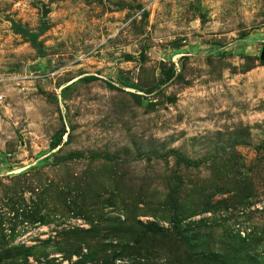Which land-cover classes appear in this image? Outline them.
<instances>
[{"label":"rangeland","instance_id":"rangeland-1","mask_svg":"<svg viewBox=\"0 0 264 264\" xmlns=\"http://www.w3.org/2000/svg\"><path fill=\"white\" fill-rule=\"evenodd\" d=\"M0 97V264H264V0H0Z\"/></svg>","mask_w":264,"mask_h":264},{"label":"trees","instance_id":"trees-1","mask_svg":"<svg viewBox=\"0 0 264 264\" xmlns=\"http://www.w3.org/2000/svg\"><path fill=\"white\" fill-rule=\"evenodd\" d=\"M20 34L28 41H33L35 39L34 34L31 31L27 30V29H21L20 30ZM98 80L99 79H97L96 77H86V78L83 79V82H85L86 84H92V83H94V82H96ZM123 82H124L123 84L125 85V87L130 88V89H136V87L134 85H131L130 83H128L126 81H123ZM112 88H114V87H112ZM137 101L140 102V98L139 97H137ZM62 136L63 135H60L59 137H57L53 141V148H58V147L61 146V144H62Z\"/></svg>","mask_w":264,"mask_h":264},{"label":"built area","instance_id":"built-area-1","mask_svg":"<svg viewBox=\"0 0 264 264\" xmlns=\"http://www.w3.org/2000/svg\"><path fill=\"white\" fill-rule=\"evenodd\" d=\"M2 101V98L0 97V102Z\"/></svg>","mask_w":264,"mask_h":264},{"label":"water","instance_id":"water-1","mask_svg":"<svg viewBox=\"0 0 264 264\" xmlns=\"http://www.w3.org/2000/svg\"><path fill=\"white\" fill-rule=\"evenodd\" d=\"M13 26H15V24L13 23Z\"/></svg>","mask_w":264,"mask_h":264}]
</instances>
